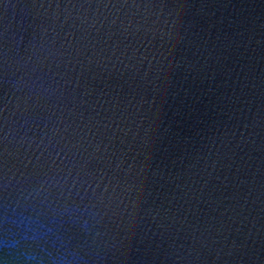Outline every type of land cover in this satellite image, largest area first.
Returning a JSON list of instances; mask_svg holds the SVG:
<instances>
[{
	"label": "water",
	"instance_id": "95a60500",
	"mask_svg": "<svg viewBox=\"0 0 264 264\" xmlns=\"http://www.w3.org/2000/svg\"><path fill=\"white\" fill-rule=\"evenodd\" d=\"M12 237L0 264H264V0H0Z\"/></svg>",
	"mask_w": 264,
	"mask_h": 264
},
{
	"label": "clouds",
	"instance_id": "9594fccd",
	"mask_svg": "<svg viewBox=\"0 0 264 264\" xmlns=\"http://www.w3.org/2000/svg\"><path fill=\"white\" fill-rule=\"evenodd\" d=\"M17 227L22 231L23 239L26 240H39L47 235L46 226L34 217H20L15 221ZM20 241L15 237L9 238L7 241H0V246L9 249H16ZM25 264H40L37 253L31 249L24 252ZM63 264V262H59Z\"/></svg>",
	"mask_w": 264,
	"mask_h": 264
}]
</instances>
